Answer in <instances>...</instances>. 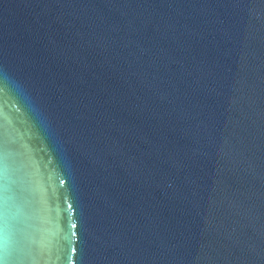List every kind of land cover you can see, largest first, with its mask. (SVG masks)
Returning <instances> with one entry per match:
<instances>
[{
  "label": "water",
  "instance_id": "water-1",
  "mask_svg": "<svg viewBox=\"0 0 264 264\" xmlns=\"http://www.w3.org/2000/svg\"><path fill=\"white\" fill-rule=\"evenodd\" d=\"M5 264H264V0H0Z\"/></svg>",
  "mask_w": 264,
  "mask_h": 264
},
{
  "label": "clouds",
  "instance_id": "clouds-1",
  "mask_svg": "<svg viewBox=\"0 0 264 264\" xmlns=\"http://www.w3.org/2000/svg\"><path fill=\"white\" fill-rule=\"evenodd\" d=\"M0 264H5V261L3 259H0Z\"/></svg>",
  "mask_w": 264,
  "mask_h": 264
}]
</instances>
